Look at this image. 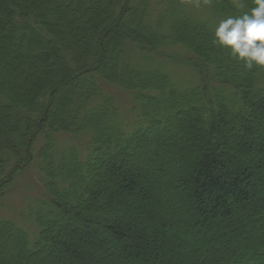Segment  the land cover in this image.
<instances>
[{
    "label": "trees",
    "instance_id": "obj_1",
    "mask_svg": "<svg viewBox=\"0 0 264 264\" xmlns=\"http://www.w3.org/2000/svg\"><path fill=\"white\" fill-rule=\"evenodd\" d=\"M151 2L0 0V264H264V68L214 43L254 2Z\"/></svg>",
    "mask_w": 264,
    "mask_h": 264
},
{
    "label": "clouds",
    "instance_id": "obj_2",
    "mask_svg": "<svg viewBox=\"0 0 264 264\" xmlns=\"http://www.w3.org/2000/svg\"><path fill=\"white\" fill-rule=\"evenodd\" d=\"M253 2L249 12L221 20L214 33V43L249 70L264 68V0Z\"/></svg>",
    "mask_w": 264,
    "mask_h": 264
},
{
    "label": "rangeland",
    "instance_id": "obj_3",
    "mask_svg": "<svg viewBox=\"0 0 264 264\" xmlns=\"http://www.w3.org/2000/svg\"><path fill=\"white\" fill-rule=\"evenodd\" d=\"M149 1H152L153 3L156 2L157 0H149ZM151 2V3H152ZM165 67V70L170 74L172 75L174 78H186L187 80L189 78H194L195 79V75L191 72V70L189 68H186V67H182V66H177L175 64H169L167 66H164ZM184 124V123H183ZM61 146H63V143H61ZM31 192L30 190L28 189V187H19L17 190L13 189L5 198L4 200L2 201V208H0V214H1V217H7L6 214H4L2 211H4L7 207H10L11 211H21V210H24L25 209V206H28L29 203H31ZM165 202L167 204H169L170 206H174L175 205V202H174V198L173 197H168L165 199ZM6 203V204H5ZM5 208V209H4ZM27 208V207H26ZM122 209V208H121ZM124 211V209H123ZM108 216L113 218L114 216H120V208L118 210H111L108 212ZM9 216L11 214H13L12 212H9L8 213ZM128 214H131V211H128V213H124V216L128 215ZM123 215V214H122ZM10 218V217H9ZM138 223H146L145 220H139ZM179 221L175 220V219H171L169 220V222L167 223V229L165 230L166 233H168L173 239H176L177 238V234L173 232V229L172 227H175V226H178L179 225ZM194 240V238L192 236H185V240L184 242H180L183 243V244H187V243H190ZM107 249H106V252H111L109 251L110 248H108V246H106ZM216 249L218 248L217 246L215 247ZM185 248H183L179 255H181L182 257H186L187 259V262L186 264H190L191 262L194 261V256H191V255H188L187 253H184ZM219 250V249H218ZM109 254V253H108ZM218 253H215L214 255L217 256ZM112 256V255H109V257ZM214 256V257H215ZM108 257V258H109ZM43 258L44 260H51L52 262L54 263H58L59 261H62V263L64 264V259L61 258V256H59V253L56 252L55 250L53 251L52 250H46L44 252V255H43ZM203 256L200 255L199 256V259L200 261H203ZM209 258L211 259L212 261V256L209 255ZM208 258V259H209ZM33 258H25L22 263L24 262H28L29 260H31ZM34 260V259H33ZM177 260V257H175V261L173 259L171 260H167L165 262V264H185V263H180V262H176ZM207 263V261H206ZM205 263V264H206ZM211 263V262H210ZM223 264H234V263H231V262H224L222 261ZM28 264V263H27Z\"/></svg>",
    "mask_w": 264,
    "mask_h": 264
}]
</instances>
